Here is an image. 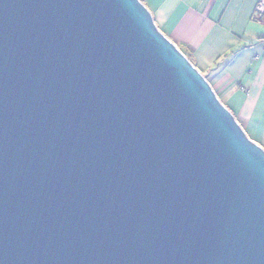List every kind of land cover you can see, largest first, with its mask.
Returning a JSON list of instances; mask_svg holds the SVG:
<instances>
[{"label":"water","instance_id":"1","mask_svg":"<svg viewBox=\"0 0 264 264\" xmlns=\"http://www.w3.org/2000/svg\"><path fill=\"white\" fill-rule=\"evenodd\" d=\"M0 264H264V149L140 0H0Z\"/></svg>","mask_w":264,"mask_h":264},{"label":"crops","instance_id":"2","mask_svg":"<svg viewBox=\"0 0 264 264\" xmlns=\"http://www.w3.org/2000/svg\"><path fill=\"white\" fill-rule=\"evenodd\" d=\"M140 1L264 149V24L254 20L260 0Z\"/></svg>","mask_w":264,"mask_h":264},{"label":"built area","instance_id":"3","mask_svg":"<svg viewBox=\"0 0 264 264\" xmlns=\"http://www.w3.org/2000/svg\"><path fill=\"white\" fill-rule=\"evenodd\" d=\"M254 20L257 23L264 24V0H260L255 7Z\"/></svg>","mask_w":264,"mask_h":264}]
</instances>
